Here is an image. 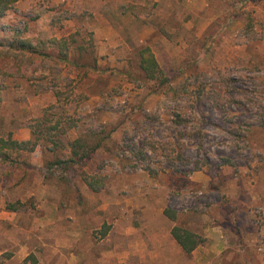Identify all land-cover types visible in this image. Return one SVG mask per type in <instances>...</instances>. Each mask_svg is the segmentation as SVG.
I'll use <instances>...</instances> for the list:
<instances>
[{"label": "rangeland", "instance_id": "obj_1", "mask_svg": "<svg viewBox=\"0 0 264 264\" xmlns=\"http://www.w3.org/2000/svg\"><path fill=\"white\" fill-rule=\"evenodd\" d=\"M17 36L68 38L70 53L53 70L40 64L42 80L0 71V137H32V120L57 103L51 89L35 93L54 71L62 90L87 99L76 115L69 109L78 123L56 151L44 141L34 152L10 151L0 169L4 264H32L31 255L36 264H258L264 0H22L0 16V50ZM142 45L178 88L175 98L153 92L157 83L139 68ZM8 63L0 58V70ZM89 131L109 138L85 167L49 166ZM175 225L206 239L194 254L172 242ZM219 238L230 240L224 257Z\"/></svg>", "mask_w": 264, "mask_h": 264}, {"label": "trees", "instance_id": "obj_2", "mask_svg": "<svg viewBox=\"0 0 264 264\" xmlns=\"http://www.w3.org/2000/svg\"><path fill=\"white\" fill-rule=\"evenodd\" d=\"M20 1L22 0H0V16L12 9L15 4ZM48 47L57 48V54H52V52L48 50ZM80 49L85 50L86 48L81 46ZM69 53L70 42L68 38L51 37L45 40L17 36L7 49L0 50V58L4 57L9 59L8 66L0 71L6 77L16 80H42L47 76L36 74L39 65L49 61L51 62V69L53 70L55 65H58V62L68 60ZM137 56L139 68L145 79L157 83L156 89L153 90V92H161L171 98H175L179 90L177 87L171 85L172 82L170 77H168L162 69L153 49L149 45H142L137 50ZM31 66H33L32 69H30ZM52 74L50 86L41 84L43 85L41 86L42 88L38 86L35 93H39L41 90L47 91L51 89L57 98V103L46 107L42 117L32 120V137L30 139L18 140L14 139L12 136L8 138L0 137V169L6 162L11 161L10 151L34 152L42 141L50 143L51 146L49 149L51 151H56L57 147L63 145L64 137L68 130L77 125L78 119H74V115L78 113L81 102L86 100L87 96L82 93L78 99H73V92L62 90L58 86L59 80L57 73L54 71ZM1 99L2 97L0 95V101ZM70 108L74 114L73 116L68 115ZM67 119L70 120V123L68 128H64L63 124ZM44 125L46 127L42 128ZM108 138L109 135L104 131H89L87 134L67 142L70 150L69 157H55L54 160L50 161L49 166H60L66 171L85 167L95 156L97 151L105 147ZM84 180L93 190H98L102 185L100 183L101 181L95 178L94 180H90L88 177H85ZM12 205V208H10L16 210L17 204ZM164 214L171 220H177L178 218V211L170 207L164 209ZM171 234L188 254L192 253L206 240L199 233L181 225L173 226ZM29 260L32 261V264L37 263V258L34 255L26 259V261ZM0 264H4V261L1 259Z\"/></svg>", "mask_w": 264, "mask_h": 264}, {"label": "crops", "instance_id": "obj_3", "mask_svg": "<svg viewBox=\"0 0 264 264\" xmlns=\"http://www.w3.org/2000/svg\"><path fill=\"white\" fill-rule=\"evenodd\" d=\"M229 241L230 240H227V239H222V238H219L218 240H216V243H215V245L218 247V255L219 256H222L223 255V257H224V254H223V252L225 251V249H228V247L230 246V244H229ZM254 240H252V242H253ZM172 242L176 245V247H180V249H181V251L183 252V253H185V254H188V253H186L183 249H182V247L177 243V241L174 239V237H173V240H172ZM252 242H250L249 243V245H251V246H253V244H252ZM240 244V243H239ZM247 244H248V242H247ZM251 248V247H250ZM234 250H238V249H234ZM197 251V249H195L193 252H192V254H194L195 252ZM260 251H262V252H258V254H254V258H255V261L254 262H258V264H259V262H260V264H264V246H262V247H260ZM225 256H226V253H225ZM255 264V263H254Z\"/></svg>", "mask_w": 264, "mask_h": 264}]
</instances>
